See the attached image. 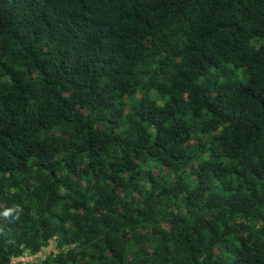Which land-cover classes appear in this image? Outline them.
Listing matches in <instances>:
<instances>
[{
    "label": "trees",
    "instance_id": "1",
    "mask_svg": "<svg viewBox=\"0 0 264 264\" xmlns=\"http://www.w3.org/2000/svg\"><path fill=\"white\" fill-rule=\"evenodd\" d=\"M0 264H264V0H0Z\"/></svg>",
    "mask_w": 264,
    "mask_h": 264
},
{
    "label": "rangeland",
    "instance_id": "2",
    "mask_svg": "<svg viewBox=\"0 0 264 264\" xmlns=\"http://www.w3.org/2000/svg\"><path fill=\"white\" fill-rule=\"evenodd\" d=\"M52 246H49L48 248H46L44 251H43V254H48L51 250H52ZM43 254H37L35 257L37 258H43ZM34 257H31L29 259H23L22 261L23 262H27V261H30V260H33Z\"/></svg>",
    "mask_w": 264,
    "mask_h": 264
},
{
    "label": "built area",
    "instance_id": "3",
    "mask_svg": "<svg viewBox=\"0 0 264 264\" xmlns=\"http://www.w3.org/2000/svg\"><path fill=\"white\" fill-rule=\"evenodd\" d=\"M29 258H31V257H25V258L14 259V260H12V263L23 262V261H22L23 259H29ZM23 263H24V262H23Z\"/></svg>",
    "mask_w": 264,
    "mask_h": 264
}]
</instances>
